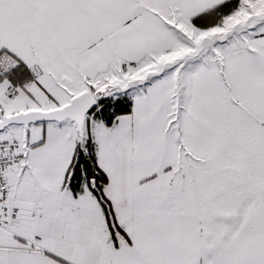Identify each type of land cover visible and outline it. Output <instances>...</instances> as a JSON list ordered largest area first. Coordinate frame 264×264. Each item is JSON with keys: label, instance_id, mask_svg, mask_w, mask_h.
Listing matches in <instances>:
<instances>
[{"label": "snow or ice", "instance_id": "obj_1", "mask_svg": "<svg viewBox=\"0 0 264 264\" xmlns=\"http://www.w3.org/2000/svg\"><path fill=\"white\" fill-rule=\"evenodd\" d=\"M0 264H264V0H0Z\"/></svg>", "mask_w": 264, "mask_h": 264}]
</instances>
